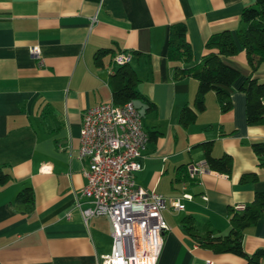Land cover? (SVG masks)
<instances>
[{
    "label": "crops",
    "instance_id": "crops-1",
    "mask_svg": "<svg viewBox=\"0 0 264 264\" xmlns=\"http://www.w3.org/2000/svg\"><path fill=\"white\" fill-rule=\"evenodd\" d=\"M252 2L0 0V169L8 177L0 186V264H98L99 256L109 253L108 220L84 224L75 206L85 183L77 149L82 112L112 101L108 78L118 53L129 55L134 88L154 106L144 112L138 102L144 132L157 136L147 138L134 182L166 201L162 216L168 230L156 264H243L235 256L198 247L180 221L190 216L195 224L225 235L230 207L250 203L254 193L264 191V169L249 147L264 140V126L245 124L238 91L249 76L264 82V63L251 72L242 50L221 57L239 73L226 88L230 109L220 113L208 92L203 111L182 126L180 110L194 111L197 83L172 79L165 50L169 26L184 23L191 65H198L207 38L221 31L234 37L242 8ZM34 46L38 59L28 53ZM101 51L107 54L95 60ZM204 142L210 143L213 158L228 156L229 175L206 169L198 147ZM189 166L202 172L190 178ZM250 174L254 179L240 182ZM25 187L31 191L30 205L15 202ZM173 199L182 210L171 208ZM87 202L78 199L81 208ZM241 245L246 254L264 249V218L244 231Z\"/></svg>",
    "mask_w": 264,
    "mask_h": 264
},
{
    "label": "trees",
    "instance_id": "trees-1",
    "mask_svg": "<svg viewBox=\"0 0 264 264\" xmlns=\"http://www.w3.org/2000/svg\"><path fill=\"white\" fill-rule=\"evenodd\" d=\"M206 53L200 58L198 65H191V48L186 40L184 23H174L168 28L166 41V59L172 63V79L192 78L196 81V90L192 99L191 110L182 107L179 122L188 126L195 120V112L204 109V95L213 92L220 113L230 109V101L226 88L230 87L239 76L236 69L225 65L221 57L234 56L238 50L244 52L246 62L251 72L264 63V0H253L252 4L242 8L239 14L238 27L234 37L229 31H221L210 35L204 43ZM107 54V51L96 52L94 59ZM113 57V56H112ZM111 57V58H112ZM112 60V59H111ZM136 79L128 64L115 67L108 78L111 100L115 105L138 101L145 106L144 112L154 110L153 104L134 88ZM244 97V122L247 126H264V82H259L249 76L238 87ZM134 105V104H133ZM139 110V107H135ZM148 141L155 140L157 133H146ZM202 151L206 169L219 174L229 175L231 162L228 156L213 158L210 155V143L198 145ZM257 164L264 169V140L249 143ZM254 179V175L240 178ZM8 180L0 169V186ZM15 202L31 204V191L22 188L15 196ZM241 207V209H237ZM264 218V191L254 193L250 203L235 205L228 210L229 229L225 235L216 234L207 226L194 223L190 216L180 221L184 233L198 247L210 250L213 254H228L240 258L243 264H264V249H257L251 254L242 250L244 231L252 227L258 220Z\"/></svg>",
    "mask_w": 264,
    "mask_h": 264
},
{
    "label": "built area",
    "instance_id": "built-area-1",
    "mask_svg": "<svg viewBox=\"0 0 264 264\" xmlns=\"http://www.w3.org/2000/svg\"><path fill=\"white\" fill-rule=\"evenodd\" d=\"M28 53L39 58L36 46L30 47ZM129 59L127 53H118L113 56L112 64L122 66ZM146 143L142 117L132 102L115 105L109 101L81 114L77 155L85 163L82 170L85 183L75 206L84 224L98 217L109 222L110 250L99 256L98 264L157 263L168 230L162 216L166 201L134 182ZM187 171L193 178L202 169L189 166ZM79 198L86 199L89 206L81 208ZM180 199L190 200V196L182 195ZM170 206L174 211L183 208L178 199H173Z\"/></svg>",
    "mask_w": 264,
    "mask_h": 264
},
{
    "label": "rangeland",
    "instance_id": "rangeland-1",
    "mask_svg": "<svg viewBox=\"0 0 264 264\" xmlns=\"http://www.w3.org/2000/svg\"><path fill=\"white\" fill-rule=\"evenodd\" d=\"M133 104H134L135 107H138V101H133ZM140 114H142V113L140 112Z\"/></svg>",
    "mask_w": 264,
    "mask_h": 264
}]
</instances>
